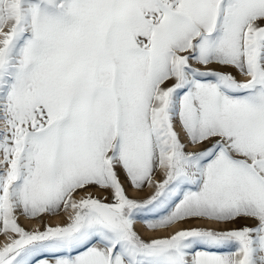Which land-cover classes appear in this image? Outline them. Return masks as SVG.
Segmentation results:
<instances>
[{
    "label": "snow or ice",
    "instance_id": "1",
    "mask_svg": "<svg viewBox=\"0 0 264 264\" xmlns=\"http://www.w3.org/2000/svg\"><path fill=\"white\" fill-rule=\"evenodd\" d=\"M0 264H264V0H0Z\"/></svg>",
    "mask_w": 264,
    "mask_h": 264
},
{
    "label": "bare ground",
    "instance_id": "2",
    "mask_svg": "<svg viewBox=\"0 0 264 264\" xmlns=\"http://www.w3.org/2000/svg\"><path fill=\"white\" fill-rule=\"evenodd\" d=\"M129 195L130 196H134L135 194L131 192V190H129ZM53 223H55V221H52ZM21 223L25 226V227H29L30 225L27 224V222L25 221H21ZM138 231H141L139 226H138ZM141 234L145 236V238H147L150 234L148 233H144L143 231H141Z\"/></svg>",
    "mask_w": 264,
    "mask_h": 264
}]
</instances>
